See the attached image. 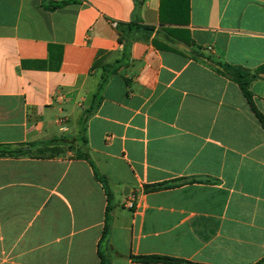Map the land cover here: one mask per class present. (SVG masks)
I'll return each mask as SVG.
<instances>
[{
    "label": "crops",
    "instance_id": "0c3cea01",
    "mask_svg": "<svg viewBox=\"0 0 264 264\" xmlns=\"http://www.w3.org/2000/svg\"><path fill=\"white\" fill-rule=\"evenodd\" d=\"M62 1L0 0V145L64 137L55 147L71 148L0 157V264H101L108 197L80 148L114 196L111 264L264 260V129L240 87L212 68L264 65V0L50 8ZM136 18L154 31L137 34L82 126L102 80L98 53L121 60L120 25ZM251 92L264 115V76ZM165 182L175 186L144 191Z\"/></svg>",
    "mask_w": 264,
    "mask_h": 264
},
{
    "label": "trees",
    "instance_id": "16d2710c",
    "mask_svg": "<svg viewBox=\"0 0 264 264\" xmlns=\"http://www.w3.org/2000/svg\"><path fill=\"white\" fill-rule=\"evenodd\" d=\"M71 3H76V0H65L62 2H57L53 4L50 8L55 9V8H59V7H63L65 5L71 4ZM140 5H141V2H138L137 3L138 9ZM161 15H162L161 17L162 22H164L165 21V18H164L165 8L164 7H162ZM169 21L174 22L176 20H169ZM141 31H154V28L141 24V22H139L137 18L132 20L130 23L120 25L119 44L123 47V56H122V59L117 61L115 64H108V65L104 64V53L103 52L98 53V57L96 61L94 62L93 69L102 67L103 69L102 80L99 85V92L94 97V105L92 106L91 109L87 111L86 114H84L82 126L85 124L88 117L97 110L98 103L96 101L99 95L101 94V91H103L104 87L108 83L110 76L117 74L119 69L123 65H127L129 63L132 43L136 41L137 34ZM157 46L163 50H170L166 46H159V45ZM212 68L219 75L225 78H228L229 80L235 82L240 87L241 92L243 93L244 97L247 99L248 103L250 104L252 108V111L254 112L256 118L258 119V121L260 122L261 126L264 129V115L256 108L253 102V94L251 92L252 83L257 78L264 76V65H262L261 67L255 70H250L242 66H232L229 64H225V63H217V64H214ZM62 144H69L68 139L63 137L61 139H55L49 142L31 143V144H28L27 148H22V149L12 148L11 146H8V145H0V157L7 156V155L9 156L25 155L28 153V149L30 147L41 146V147L50 148V147H55V146H59ZM82 144H83V147H85L86 145L85 138H82ZM80 157L87 160L89 164L91 165V167L94 169L95 178L98 182H100L103 185L106 195L108 197V206L106 210L104 231H103V236H102V239L99 245V255L101 258V264H111V261L108 255V252L111 251V247L108 245V239L111 233L112 223H113L114 196L111 191V187H110L108 179L98 171V169L96 168L88 152L87 151L83 152L80 155ZM173 186L175 185L169 182H165V183H161L157 185H151V186L146 185L144 186V191L145 192L158 191L162 189L171 188ZM134 259L137 261L143 262V263H153V264H198V263H193V262L182 260V259H176L172 257L159 256V255L138 256V257H134ZM257 264H264V260H261Z\"/></svg>",
    "mask_w": 264,
    "mask_h": 264
},
{
    "label": "rangeland",
    "instance_id": "374dc122",
    "mask_svg": "<svg viewBox=\"0 0 264 264\" xmlns=\"http://www.w3.org/2000/svg\"><path fill=\"white\" fill-rule=\"evenodd\" d=\"M71 148H45V147H41L38 152L43 155V156H54L58 153H60L61 151H68L70 150ZM79 155H81L83 153V149H77Z\"/></svg>",
    "mask_w": 264,
    "mask_h": 264
},
{
    "label": "water",
    "instance_id": "95a60500",
    "mask_svg": "<svg viewBox=\"0 0 264 264\" xmlns=\"http://www.w3.org/2000/svg\"><path fill=\"white\" fill-rule=\"evenodd\" d=\"M133 192H135V190L134 191H132L130 188H128V187H126L125 189H124V194L127 196V195H129L130 193H133Z\"/></svg>",
    "mask_w": 264,
    "mask_h": 264
},
{
    "label": "built area",
    "instance_id": "2783aa9c",
    "mask_svg": "<svg viewBox=\"0 0 264 264\" xmlns=\"http://www.w3.org/2000/svg\"><path fill=\"white\" fill-rule=\"evenodd\" d=\"M209 49H211V48H209ZM127 205H128L129 208H133L134 207V204L132 202H129Z\"/></svg>",
    "mask_w": 264,
    "mask_h": 264
}]
</instances>
